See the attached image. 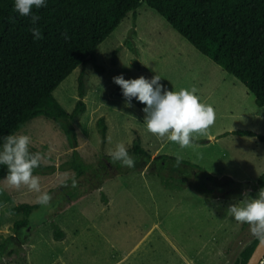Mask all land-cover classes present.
I'll return each mask as SVG.
<instances>
[{
	"label": "rangeland",
	"instance_id": "374dc122",
	"mask_svg": "<svg viewBox=\"0 0 264 264\" xmlns=\"http://www.w3.org/2000/svg\"><path fill=\"white\" fill-rule=\"evenodd\" d=\"M96 54L100 71L90 63L79 67L54 92L71 114L83 75L85 111L74 122L75 145L60 126L45 117L30 120L17 133L29 135L30 151L43 155V173L37 176L41 191L52 197L47 207L40 206L29 219L33 231L28 228L26 242L30 244L24 245L28 264H234L256 239L247 224L230 217L227 208L245 195H258L256 182L264 172V141L258 139L264 137V109L255 105L253 95L239 81L201 55L145 3L135 15H127ZM118 75L125 79L159 75L169 90L195 88L200 102L213 107L215 122L203 133L193 134V147L181 148L159 138L146 130L144 113L137 106L125 107L120 87L112 80ZM101 119L106 126L104 140ZM235 131H251L256 137L236 136ZM136 141L150 155L144 170L132 171L106 159L116 143H124L131 155ZM74 152L85 166L100 170L99 183L88 181L89 170L78 176L67 167ZM159 156L170 159L161 161L170 173L191 175L201 189L208 183L203 191L210 193L213 188L226 201L206 199L189 185L178 184L177 188L169 181L166 188L160 170L154 168L153 173L151 161ZM177 157L179 167L175 166ZM102 162L109 164L107 170ZM73 177L78 181L76 188L70 186ZM65 180L68 187L61 186ZM65 188L84 196L60 212L61 189ZM38 195L0 180V246L15 236V222L24 219L14 208L36 205ZM210 200L214 202L205 204ZM194 220L203 229L201 236H148L138 246L151 224L176 233ZM52 223L65 235L62 242L54 241ZM215 233L219 236H212ZM212 237L219 248L217 254L211 251Z\"/></svg>",
	"mask_w": 264,
	"mask_h": 264
},
{
	"label": "trees",
	"instance_id": "16d2710c",
	"mask_svg": "<svg viewBox=\"0 0 264 264\" xmlns=\"http://www.w3.org/2000/svg\"><path fill=\"white\" fill-rule=\"evenodd\" d=\"M142 3L161 16L201 55L239 81L253 95L255 105L264 109V0H48L47 7L33 10L40 16L38 26L43 39L39 41H34L29 31L32 27L30 19L14 11L13 0H0V137L18 133L30 120L45 117L60 126L70 144L75 145L74 122L85 111L83 75L78 79L79 100L71 114H67L58 103L54 92L79 67L90 63L100 71L97 66L98 47L129 13L135 15ZM65 33L70 37L67 42L62 35ZM118 92L122 96L121 89ZM132 104L140 111L144 107L135 99ZM99 127L104 140L106 126L102 119ZM232 134L256 137L249 131ZM258 139L264 141L262 136ZM131 155L136 159V166L131 170H144L150 155L139 146V141L134 143ZM163 159L170 160L159 156L151 162L153 169L160 170L158 175L166 188L170 181L176 187L178 184L189 185L206 199L225 198L216 196L213 188L210 193L209 190L208 193L203 191L208 183L204 182L201 189L191 175L170 173L161 164ZM101 165L107 170L109 164L102 162ZM184 165L191 166L187 162ZM67 167L74 169L78 176L89 170L88 181L93 184L102 180L100 170L85 166L76 152ZM192 168L199 169L196 166ZM155 169L153 173H156ZM41 173V166L34 169V175ZM6 174L7 169L0 167V180ZM220 183L217 182L216 186ZM261 188H264V172L255 186L256 190ZM61 190L64 196L60 212L84 196L70 188ZM217 191L226 193L218 187ZM39 208L37 204L14 208L13 211L21 212L24 219L15 222V236L0 246V264L6 261L9 264H28V249L24 245L30 244L26 242L28 228L33 231L28 222ZM51 229L54 241L62 242L65 235L59 227L52 223ZM257 244L258 241L254 240L234 264H246Z\"/></svg>",
	"mask_w": 264,
	"mask_h": 264
},
{
	"label": "clouds",
	"instance_id": "9594fccd",
	"mask_svg": "<svg viewBox=\"0 0 264 264\" xmlns=\"http://www.w3.org/2000/svg\"><path fill=\"white\" fill-rule=\"evenodd\" d=\"M48 0H13V9L21 17H28L32 27L29 31L34 41L43 39L42 30L38 26L40 16L33 10L45 8ZM67 42L70 37L62 34ZM129 66V65H128ZM113 83L121 89L125 99V107H132V101L144 105L143 123L146 130L159 137L167 138L181 148L193 147V134L203 133L214 124L216 114L212 106L200 102L196 89L169 90L161 83L159 75L151 78L140 76L135 79H125L123 75L112 78ZM31 137L27 134L12 133L0 137V167L7 169L4 179L12 186H25L29 191L39 193L36 204L47 207L52 199L48 192L41 191L40 178L34 175V169L40 166L44 158L40 152L30 151ZM110 162L119 163L122 167L134 168L136 159L129 154L124 143H116L108 153ZM181 160L176 159V167ZM62 187H68L67 180ZM70 186L76 188L78 181L73 177ZM245 199L239 203L230 204L227 212L235 222L247 224L250 234L264 245V188L258 195Z\"/></svg>",
	"mask_w": 264,
	"mask_h": 264
},
{
	"label": "crops",
	"instance_id": "0c3cea01",
	"mask_svg": "<svg viewBox=\"0 0 264 264\" xmlns=\"http://www.w3.org/2000/svg\"><path fill=\"white\" fill-rule=\"evenodd\" d=\"M251 132V131H250ZM228 134V133H227ZM197 197V196H196ZM199 198V197H197ZM220 200H225V199H215V201H220ZM226 201V200H225ZM212 200L210 201H205V204H211ZM227 202L231 203L230 201L227 200ZM227 202H224V203H227ZM223 220H228L227 218H224ZM187 221V220H186ZM187 223V226L186 227H181L180 229H178V231H176V233L174 232H171L167 229H161L160 227H157L155 224H151L147 230L142 234V236H144V238L141 240V242L138 244V246L143 242L144 239H146L148 236H201L202 232L200 231H203L202 227L199 225L198 221L197 220H194V221H188L186 222ZM212 236H219L217 233H215V235H212ZM214 237H212V241H211V251L212 253H215L217 254V252L219 251V248L217 247V244L215 243L216 242V239L213 240ZM214 243V244H212ZM137 246V248H138ZM189 264H192V263H189Z\"/></svg>",
	"mask_w": 264,
	"mask_h": 264
},
{
	"label": "water",
	"instance_id": "95a60500",
	"mask_svg": "<svg viewBox=\"0 0 264 264\" xmlns=\"http://www.w3.org/2000/svg\"><path fill=\"white\" fill-rule=\"evenodd\" d=\"M246 264H264V245L258 242Z\"/></svg>",
	"mask_w": 264,
	"mask_h": 264
}]
</instances>
